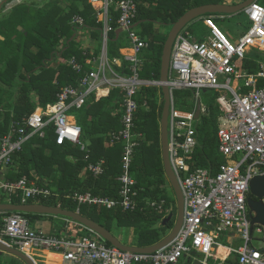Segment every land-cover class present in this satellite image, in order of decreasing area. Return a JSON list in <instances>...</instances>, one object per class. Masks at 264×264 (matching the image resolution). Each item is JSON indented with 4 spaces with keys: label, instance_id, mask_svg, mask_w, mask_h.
I'll return each instance as SVG.
<instances>
[{
    "label": "built area",
    "instance_id": "1",
    "mask_svg": "<svg viewBox=\"0 0 264 264\" xmlns=\"http://www.w3.org/2000/svg\"><path fill=\"white\" fill-rule=\"evenodd\" d=\"M104 24L103 41L107 33L113 31L108 23L109 7L115 5L118 12L117 28L126 31L130 40V53L123 55L129 63L128 75H118L111 80L105 78L106 56L101 58L98 70H83V65L75 58L69 64L83 74L79 86L66 85L56 93V101L45 107L36 108L31 114L15 122L8 133L0 137V169L12 162V156L21 151L23 144L31 137H44L46 128L52 124L56 142H70L86 150L81 139L82 129L69 113L71 109H81L89 94L98 84L105 82L124 93L122 101L121 128L110 134L109 144L122 143V172L117 178L120 184L118 199L93 195L90 192L69 195L76 203L79 213L81 205H96L106 209L119 206L122 210L138 207L135 183L130 174L135 148L139 145L140 134L134 132L135 114L138 111L136 95L141 86L160 82L140 78L141 50L147 43L135 30L137 7L134 0H88ZM249 27L235 41L221 29L212 16L205 17L203 23L209 34L202 40H193L186 30L180 31L173 43L168 68V86L171 103L168 114V154L172 170L183 194V220L175 237L164 247L153 252L123 251L109 246L98 235L83 236L70 240L67 232L50 235L34 228L29 220L19 212L2 217L0 240L32 258H42L48 251H56L60 264H177L193 251L202 255L201 264L217 259L216 249L225 236L229 255L235 256L234 264H264V248L253 245L254 233L262 234L264 226L252 223L247 199L250 196V181L256 175L264 174V65L256 73L238 70V61L245 59L251 49L264 50V4L257 0L245 9ZM75 25H82L83 19L75 15ZM86 65H92L88 58ZM102 77V79H101ZM219 77L224 79L219 81ZM95 82H98L97 84ZM210 89L219 109L217 118L218 151L224 158L219 170L213 173L207 167L192 168L191 156L198 146V124L200 115L206 111L201 102V91ZM190 91L195 106L191 110L175 107L173 92ZM199 102L200 114L195 117ZM241 155L237 159V156ZM87 157V155H86ZM86 170L94 177L104 171V160L89 163ZM0 193L8 199H19V204L47 199L51 189L21 176L8 180L1 175ZM67 196V197H69ZM264 201V198H263ZM160 213L165 201L145 202ZM76 224V223H75ZM241 242L236 245L234 240Z\"/></svg>",
    "mask_w": 264,
    "mask_h": 264
},
{
    "label": "trees",
    "instance_id": "2",
    "mask_svg": "<svg viewBox=\"0 0 264 264\" xmlns=\"http://www.w3.org/2000/svg\"><path fill=\"white\" fill-rule=\"evenodd\" d=\"M134 1L137 7L135 23H139L140 36L148 44L140 77L143 80H157L162 48L167 35L163 36L155 30L154 24H172L191 8L204 4H218L223 0ZM60 2H66L68 8L61 7ZM74 15H80L86 25L97 30L102 26L101 23L96 22L94 10L87 0H48L41 7L33 3H20L0 21V137L8 133L12 122L28 116L36 108L32 94H36L39 105L45 107L56 101V93L61 87L78 86L82 74L77 73L66 63L69 58L75 57L76 61L83 65L84 72L88 71L84 63L86 55H83L78 41L71 39L75 27L70 21ZM117 18L118 12L114 11L112 6L110 24L114 29L117 27ZM197 19L191 23H196L195 28L200 31L199 26L202 23ZM18 26L22 29L18 30ZM114 33L113 31L109 33L110 39L114 37ZM95 34L97 31L94 32ZM116 55H118L117 46L111 40L108 42V56ZM254 56L244 60L250 71L256 69ZM202 91L207 92L208 89ZM158 93V87L143 85L136 95L138 111L134 119V132L140 134V137H138L139 145L135 148L130 174L135 181L133 189L137 193L135 198L138 207L132 211L122 210L119 206L113 209L96 205L79 207L81 215L97 222L114 236L115 228L133 227L135 245L139 247L158 242L167 234V230L172 228L175 219L173 216L162 225L167 217L165 213L167 206L169 204L175 206V200L164 175L161 159L159 121L163 103ZM215 96H212L206 104L202 102L206 111L199 119V144L189 161L192 168L207 167L213 173H216L225 161L218 151L216 133L219 109ZM123 97L124 93L120 89L113 88L108 96L97 101L90 97L81 109H71L70 112L74 113L77 123L81 126L83 141L88 142V151H82L79 146L70 142L58 144L54 127L50 124L45 130L44 137L31 136L23 144L21 151L13 154L6 178L16 180L26 176L39 185L48 186L52 196L48 199H40L38 202L71 211H76L77 208L76 203L69 196L75 192H91L93 195L118 199L120 184L117 178L122 172V143L106 145L104 141L111 132L121 128ZM46 150H49V154L45 153ZM85 155H88V158H85ZM69 156L73 157L74 161H70ZM101 159L105 161L101 175L94 177L91 173H87L84 177L80 176L84 166ZM168 186L172 196L168 194ZM161 199H164L165 206L160 213L145 204L147 200ZM6 201V197L0 194V203ZM10 202L20 201L12 197ZM175 210L176 207H173L171 213L174 214ZM10 213L12 212L0 213V219L1 216ZM21 214L28 220L47 216L34 213ZM65 226L67 225L61 223L58 228L62 231ZM66 230L75 237L88 232L75 223L66 227ZM106 244L110 245L107 242ZM0 264L24 263L17 257L3 253L0 255Z\"/></svg>",
    "mask_w": 264,
    "mask_h": 264
},
{
    "label": "water",
    "instance_id": "3",
    "mask_svg": "<svg viewBox=\"0 0 264 264\" xmlns=\"http://www.w3.org/2000/svg\"><path fill=\"white\" fill-rule=\"evenodd\" d=\"M28 0H0V10L2 13L1 20L4 19L5 12L9 13L13 7L23 3ZM35 1V0H34ZM254 0H244L237 4H204L187 10L177 21L169 24L170 30L167 34L165 42L162 48V54L160 58V70L159 79L160 89L162 93V112L160 116L159 126H160V150L161 159L164 170V175L168 180V183L173 190L176 214L170 213L164 220L162 225L167 221L171 220L175 216L174 224L169 232L160 239L157 243L146 246H130L121 243L117 237H115L109 230L99 225L97 222L84 217L80 213H76L71 210L63 209L58 206L46 205L43 203H26V204H16V203H0V212L10 211V212H21V213H34L40 215H51V216H61L69 218L71 221L82 225L84 228L92 231L93 233L100 236L103 240L123 251L131 252H153L166 246L177 234L181 227L183 220V194L179 182L172 170L169 154H168V114L171 103V95L168 82V68L169 60L172 51V46L177 34L182 31L186 25L191 23L193 20L205 15V14H223L231 15L238 13L240 11H245L246 7ZM4 9V10H3ZM7 10V11H6ZM8 15V14H7ZM200 114L199 102L195 110V117L197 118ZM250 194L251 197L247 199V204L249 206L250 214L252 212L255 214L252 217V223H259L264 226V174L256 175L250 181ZM8 254L20 259L24 264H36L31 257L22 251L9 246L5 241L0 240V255ZM192 264H200L199 260L195 259Z\"/></svg>",
    "mask_w": 264,
    "mask_h": 264
},
{
    "label": "crops",
    "instance_id": "4",
    "mask_svg": "<svg viewBox=\"0 0 264 264\" xmlns=\"http://www.w3.org/2000/svg\"><path fill=\"white\" fill-rule=\"evenodd\" d=\"M48 0H28V1H24L23 3H26V4H30V3H33V4H35L36 6H42V5H44V3H46ZM244 0H223L222 1V3H225V4H237V3H241V2H243ZM258 1V0H257ZM30 2V3H29ZM259 2V1H258ZM87 3H88V0H87ZM259 3H261V2H259ZM89 4V3H88ZM261 4H264V3H261ZM90 5V4H89ZM60 6H61V4H60ZM91 6V5H90ZM112 6H114V11L116 10L115 9V5H112ZM111 6V7H112ZM2 7H3V5H2ZM2 7H1V9H2ZM62 7V6H61ZM92 7V6H91ZM111 7H109V10H108V19H109V24H110V22H111ZM63 8H65L64 6H63ZM93 8V10H94V16H95V19H96V22L97 23H101V28L99 29V30H97L96 28H94V27H92V26H90V25H86L85 23H84V19H83V24L82 25H75V24H73L72 23V19H73V17L75 16H73L72 17V19H71V21H70V23L75 27V32L73 33V36L71 37V39H76V41H78V43H79V46H80V49L83 51V55H86V58H85V60L86 59H88V58H90L92 61H93V64L90 66V65H87V70L89 71V70H98V65H99V62H101V58L102 57H104L105 58V56H106V66H105V71H104V74H105V78L109 81V80H111V79H113V78H115L116 76H118V75H128V73H129V70H128V66H129V63L123 58V55L124 54H126V53H130L131 52V49H130V40H129V38H128V35H127V32L126 31H122L121 29H119V28H117V27H115V29H113V32H115L114 34V37L113 38H109V33H111L112 31H110V32H108L107 33V40H106V42L104 43V41H103V30H104V24H103V22H102V20L100 19V17L97 15V12H96V10L94 9V7H92ZM0 9V10H1ZM4 10V9H3ZM7 11V10H6ZM10 13V12H9ZM9 13H7V14H9ZM7 14H6V12H5V14L4 15H6L7 16ZM236 14V13H235ZM245 14H246V12H245ZM231 15H234V14H231ZM3 15H2V13H1V11H0V21H1V17H2ZM6 16H4V18L6 17ZM80 16V15H79ZM208 16H212L213 17V19H215V22L217 23V24H220V21H221V19L222 18H224L225 17V15H223V14H210V15H205V16H201V17H199L198 19H200V21H201V23L202 24H200V31H201V37H197V36H195V35H193L192 37H191V39H193V40H198V41H200V40H202V39H204L208 34H209V29H208V27L207 26H205L204 25V23H203V20H204V18L205 17H208ZM247 16V15H246ZM197 19V20H198ZM247 19H248V17H247ZM196 21V20H195ZM248 23H249V25H250V22H249V20H248ZM139 23H135V26H134V28L135 27H137V29L139 30V31H137L138 32V34L140 35V25H138ZM111 25V24H110ZM158 24H154V26H153V28L154 29H156L155 27L157 26ZM193 25H196V23H194ZM249 25L246 27V29L249 27ZM136 30V29H135ZM224 31H225V28L223 29ZM95 31H97V34H95L94 35V32ZM228 34H229V36L231 37V39L232 40H236L239 36H237V35H231L228 31H226ZM77 35H79L78 37H77ZM81 39V40H80ZM143 39V38H142ZM114 41L115 42V44H116V46H117V52H118V55H116V56H112V57H110V56H108V42L109 41ZM61 44V43H60ZM147 46H148V44H147ZM147 47H145V48H143L142 50H141V53L139 54V58L141 59V63H142V61H143V58L145 57V49H146ZM262 54H264V50H261V49H257V48H254V49H251L249 52H248V54H247V56L245 57V59H247V58H251L252 56H256V55H258L257 56V58H254V61H255V63H256V69L254 70V71H250L249 70V68H248V65L246 66L245 64H246V61H244L245 59H243V60H241V61H239V65H238V67L240 68L241 66L243 67H241L240 69H242L240 72H245V73H256V72H258L259 70H260V65L262 64V65H264V56H261V57H259V55H262ZM71 58H75V57H71ZM71 58H69L68 60H67V62L66 63H68V65H70L69 64V60L71 59ZM242 61H244L243 63H242ZM84 63H85V61H84ZM242 63V64H241ZM241 65V66H240ZM141 68H142V64H141ZM85 70V69H84ZM83 75V74H82ZM82 75H81V77H82ZM80 79V78H79ZM101 79H102V77H101ZM96 84L98 83V82H95ZM78 86H79V82H78ZM157 87V86H156ZM159 88V93H158V96H159V98H160V95H161V98H162V93H161V89H160V87H158ZM111 89H113V87L110 85V84H108V83H103V82H101V83H99L98 84V86H97V88H95L90 94H89V96H88V98H87V101L86 102H88V100H89V98L90 97H92L95 101H97V100H99L100 98H102V97H106V96H108L109 95V93H110V91H111ZM203 93H207V92H205V91H202ZM216 93V92H215ZM201 94V93H200ZM216 95H217V93H216ZM216 97V96H215ZM32 99L35 101V103H36V108H38V107H42V106H40L39 105V103H38V98H37V95L36 94H32ZM202 102V101H201ZM90 105V104H89ZM89 105H87V107H89ZM35 108V109H36ZM34 109V110H35ZM33 110V111H34ZM71 111V110H70ZM69 111V113L74 117V119L76 120V122H77V119H76V116L74 115V113H71ZM114 113H116V111L114 112ZM115 115V114H114ZM199 117V116H198ZM15 122H17V121H14V122H12L11 123V125H10V128H11V126L15 123ZM10 128H9V130H10ZM112 133V132H111ZM110 133V134H111ZM110 134H109V136H110ZM109 138L110 137H108V139L106 140L105 139V141H104V143L106 144V145H111V144H109ZM81 139H82V137H81ZM82 141H83V139H82ZM83 143L86 145V150H82V151H88V148H87V143L88 142H85V141H83ZM74 145V144H73ZM46 154H49V150H46V152H45ZM85 158H88V155H87V157H86V155H85ZM68 159L70 160V161H74V159H73V157H71V156H69L68 157ZM101 160H103V159H101ZM105 162V161H104ZM89 163H91V162H89ZM88 163V164H89ZM87 164V165H88ZM87 165L86 166H84L83 167V169H82V171H81V173H80V176L81 177H84V175H86L87 173H89L87 170H86V167H87ZM9 166H7V167H4L3 169H0L1 170V175H3L5 178L8 176V170H9ZM93 176V175H92ZM99 176V175H98ZM7 179V178H6ZM91 193V192H90ZM0 194H2V195H4L5 197H6V199H7V201L6 202H3V203H7V202H9V203H11L10 202V199H8V195L7 194H5V193H0ZM97 196H100V195H97ZM250 197H251V194H250ZM48 199V198H47ZM37 202H33V203H40V202H38V200H36ZM16 204H19V203H16ZM100 207H102V206H100ZM105 208V207H104ZM115 208V207H114ZM77 209V208H76ZM113 209V208H112ZM0 213H2V212H0ZM170 214V213H169ZM6 216V215H5ZM49 215H47V217H48ZM53 217H55V216H53ZM58 217V216H57ZM57 217H55V218H57ZM59 218V217H58ZM62 222L61 223H64V224H66L67 226H65V228H63L64 230H62L63 232H67L70 236L68 237V239H70V240H76L77 238H80V237H83V236H90V235H94V233H91L90 231H88L87 229H86V231H88L86 234H83V235H81V236H73V234H71L68 230H66V227L68 228V226H73L74 225V222L73 221H71V220H65V219H63V218H59ZM175 220V219H174ZM0 221L2 222V216H1V219H0ZM30 223V222H29ZM2 227V223H0V228ZM38 227V229H41V230H43L42 229V227L41 226H37ZM47 227V232H45L44 230V232L45 233H47V234H50V235H59L60 234V232H62V231H60L61 229H59L58 227H60V226H58L56 223L54 224L53 222H49V225H47L46 226ZM46 230V229H45ZM60 231V232H59ZM115 237H117V239L121 242V243H123V244H125V245H130V246H137V245H135V234H134V228L133 227H122V228H115ZM167 232H169V230H167ZM163 238V237H162ZM161 238V239H162ZM8 239V238H7ZM223 239H224V241L225 242H223V245H222V247H224V249L225 248H227V243H226V240H225V236H223ZM4 240H5V238H4ZM8 241H9V239H8ZM241 241L238 239H236V240H234V243L236 244V245H238L239 243H240ZM157 243V242H156ZM155 244V243H154ZM222 249V248H221ZM221 249H219L218 250V248L216 249V257H217V259H214V258H211L209 261H208V264H234V262H235V256H233V255H228V256H225V257H221L220 255H219V252H220V250ZM192 253H196V256H195V258H191L190 257V255L192 254ZM50 254V255H49ZM52 254H54V255H52ZM48 255H49V257H48ZM59 256L58 255V253L56 252V251H48V252H45L44 254H42L41 256H42V258H37V259H39V260H36V261H39V262H41L42 264H60L59 262H60V257L58 258L57 256ZM227 255V254H226ZM184 259H180L179 261H181L180 262V264H192L193 263V261L195 260V259H197V260H199V262H200V260L202 259V255L199 253V252H197V251H193V252H191L190 254H188V255H186V256H184L183 257ZM184 260H187L186 262L184 261ZM178 264V263H177ZM201 264V263H200Z\"/></svg>",
    "mask_w": 264,
    "mask_h": 264
},
{
    "label": "rangeland",
    "instance_id": "5",
    "mask_svg": "<svg viewBox=\"0 0 264 264\" xmlns=\"http://www.w3.org/2000/svg\"><path fill=\"white\" fill-rule=\"evenodd\" d=\"M258 1L261 2V3H264V0H258ZM60 4H61L62 7L63 6L65 7L64 9L68 8L66 2H60ZM248 25H249V23H248V19H247V16L245 14V11H240V12L234 14V15H225V17L221 19L220 24H218V26L221 29L225 28V31H228L231 35H237V36H239L243 32H245L246 27ZM155 28H156L155 30H157L163 36L167 35L169 30H170V26L169 25L158 24ZM17 29L21 30L22 28L20 26H18ZM135 29H136V31H139L137 29V27H135ZM184 30H186L190 34L191 37L193 35L197 36L198 38L201 37V31H199L198 28H195V25H193V23H189L188 25H186ZM78 36L79 35H77V37ZM257 56L258 55L254 56V58H257ZM261 56H264V54L259 55V57H261ZM243 62L244 61H242V63ZM238 65H239V61H238ZM240 68L238 67V70L241 71L242 69H240ZM219 81L223 82L224 79L222 77H219ZM215 94H216L215 91H212L210 89L207 91V94H205V93H203L201 91V101L204 104H206L208 102V100L212 99L211 98L212 96H215ZM173 101H174L175 107L178 108V109H181V110H191L195 106L194 98H193V95H192V93L190 91H188V92L185 91V90H180V91L176 90V91H174V93H173ZM240 156L241 155H238L237 159L240 158ZM172 192H173V190H172ZM168 194H170L172 196V193H171V190H170L169 186H168ZM172 197H174V195ZM174 200H175V198H174ZM173 207H176V205L174 206V204H169L167 206V208L165 210L166 216L169 213H171ZM174 214H176V210H175ZM174 218H175V216H174ZM29 220H30V225L32 227L38 228L37 226H41L42 229L45 232H47V227L46 226L49 225V222H53L54 224L56 223L58 226H60L61 222H62L58 217L55 218L53 216H51V217L50 216H48V217L44 216V217H41V218H38V219L31 218ZM159 225L160 224H158V226ZM253 236L256 237V239L253 240V245L256 248H258V249L264 248V240L261 239L262 238V234L254 233ZM163 237H164V235H163ZM5 240L8 241L7 238H5ZM219 242H221V243L225 242L224 239H223V236H221L219 238ZM195 256H196V253H192L190 255L191 258H195ZM183 257H182V259H184ZM33 260L35 261L36 264H42L41 262L36 261V260H39L37 258H33ZM184 261L186 262L187 260H184Z\"/></svg>",
    "mask_w": 264,
    "mask_h": 264
},
{
    "label": "bare ground",
    "instance_id": "6",
    "mask_svg": "<svg viewBox=\"0 0 264 264\" xmlns=\"http://www.w3.org/2000/svg\"><path fill=\"white\" fill-rule=\"evenodd\" d=\"M144 40V39H143ZM145 41V40H144ZM146 42V41H145ZM142 64V63H141ZM141 78V77H140ZM143 80V79H142ZM149 81H158V79L157 80H149ZM159 82V81H158ZM154 86V85H153ZM162 103H163V100H162ZM49 104H51V103H49ZM250 197V196H249ZM248 197V198H249ZM33 202H37V201H33ZM33 202H30L29 201V203H33ZM59 207V206H58ZM183 207H184V204H183ZM75 212V211H74ZM19 213H21V212H19ZM77 213V212H76ZM169 215V214H168ZM167 215V216H168ZM65 220H68L67 218H64ZM74 223H76V222H74ZM76 224H78V223H76ZM80 225V224H79ZM82 226V225H81ZM83 227V226H82ZM86 229V228H85ZM88 230V229H87ZM88 231H90V230H88ZM91 233H93L92 231H90ZM95 234V233H94ZM97 235V234H96ZM105 241V240H104ZM105 243H106V241H105ZM109 246H111V245H109ZM222 248V249H221ZM219 249H221L220 250V252H219V255L221 256V257H225V256H228L229 255V250L227 249V248H225L224 249V247H222V245H220L219 247H218V250ZM24 253V252H23ZM227 254V255H226ZM50 255V254H49ZM49 255H48V257H49ZM52 255H54V254H52ZM29 256V255H28ZM57 256V255H56ZM30 257V256H29ZM58 258H59V256H57ZM32 258V257H31ZM33 259V258H32ZM34 261V260H33ZM35 262V261H34ZM179 262V261H178Z\"/></svg>",
    "mask_w": 264,
    "mask_h": 264
},
{
    "label": "flooded vegetation",
    "instance_id": "7",
    "mask_svg": "<svg viewBox=\"0 0 264 264\" xmlns=\"http://www.w3.org/2000/svg\"><path fill=\"white\" fill-rule=\"evenodd\" d=\"M181 261L178 262V264H180Z\"/></svg>",
    "mask_w": 264,
    "mask_h": 264
}]
</instances>
